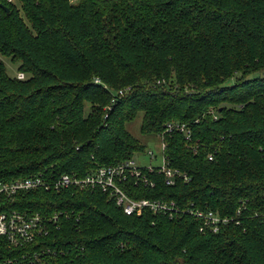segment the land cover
<instances>
[{"label": "trees", "instance_id": "obj_1", "mask_svg": "<svg viewBox=\"0 0 264 264\" xmlns=\"http://www.w3.org/2000/svg\"><path fill=\"white\" fill-rule=\"evenodd\" d=\"M17 2L0 0V179L130 159L145 149L127 129L141 114L142 134L191 129L190 146L164 135L167 160L190 180L168 186L154 172L153 186L127 193L238 223L201 232L188 213L127 215L98 189H40L17 207L70 218L27 249L0 237V251H36L28 264H264V0Z\"/></svg>", "mask_w": 264, "mask_h": 264}, {"label": "built area", "instance_id": "obj_2", "mask_svg": "<svg viewBox=\"0 0 264 264\" xmlns=\"http://www.w3.org/2000/svg\"><path fill=\"white\" fill-rule=\"evenodd\" d=\"M5 1L13 5L18 4V0ZM15 76L18 79H23L24 73L17 72ZM173 130L181 132L190 146L191 129L185 123H168L165 129L157 135L160 138L161 164L149 163L147 166H141L132 157L120 163L98 166L84 175L72 172L62 173L57 177L38 174L25 178L0 179V237L5 246L10 250L33 247L37 238L48 236L54 230H60L63 220L70 218V214L66 211L46 213L17 207L19 194L40 189L55 192L69 188L98 189L113 199L127 215L152 212L168 218H176L188 213L199 219L201 232L215 233L229 221H234L233 216H222L218 212L203 210L192 204L187 206L180 205L174 200L134 198L127 193V187L131 183L153 186L155 183L152 177L154 172L161 175L164 183L168 186L174 185L177 179L185 182L190 180L187 174L173 168L164 154L166 146L164 135ZM147 155L149 158L156 157L152 150H147ZM234 222L238 223L236 220ZM39 260L38 253L31 252L30 249L19 254H5L0 251V264H28Z\"/></svg>", "mask_w": 264, "mask_h": 264}, {"label": "rangeland", "instance_id": "obj_3", "mask_svg": "<svg viewBox=\"0 0 264 264\" xmlns=\"http://www.w3.org/2000/svg\"><path fill=\"white\" fill-rule=\"evenodd\" d=\"M2 61L4 62L6 72L10 76H15L17 73V63L12 62L9 58L1 56ZM260 74H251L248 76V78H252L254 76H258ZM140 120H141V114H138L136 118L127 123V129L135 136L137 137L140 142L144 144V151L137 152L134 154V160L137 162V164L141 166H147L149 163L152 164H161V158H160V138L156 136L146 135L142 134L140 132ZM147 150H152L156 154L155 158H149L147 155Z\"/></svg>", "mask_w": 264, "mask_h": 264}, {"label": "water", "instance_id": "obj_4", "mask_svg": "<svg viewBox=\"0 0 264 264\" xmlns=\"http://www.w3.org/2000/svg\"><path fill=\"white\" fill-rule=\"evenodd\" d=\"M4 9H5L6 11H8V10H9V8H8V7H6V6L4 7Z\"/></svg>", "mask_w": 264, "mask_h": 264}]
</instances>
